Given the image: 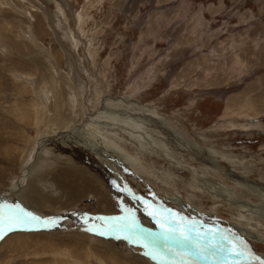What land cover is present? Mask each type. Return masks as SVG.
I'll return each mask as SVG.
<instances>
[{
	"label": "rangeland",
	"instance_id": "1",
	"mask_svg": "<svg viewBox=\"0 0 264 264\" xmlns=\"http://www.w3.org/2000/svg\"><path fill=\"white\" fill-rule=\"evenodd\" d=\"M63 135L94 142L96 156ZM104 136L120 154L106 156ZM81 177L94 187L66 183L71 203L55 178ZM36 178L69 205L37 214L19 201L48 226L6 230L0 264H115L102 242L184 264L190 245L153 236L148 212L166 209L206 234L201 244L212 229L264 260V0H0V205ZM126 210L143 233L88 231Z\"/></svg>",
	"mask_w": 264,
	"mask_h": 264
},
{
	"label": "snow or ice",
	"instance_id": "2",
	"mask_svg": "<svg viewBox=\"0 0 264 264\" xmlns=\"http://www.w3.org/2000/svg\"><path fill=\"white\" fill-rule=\"evenodd\" d=\"M6 207L7 211H5ZM126 211L128 212L127 216L120 218L124 223H107L104 225V231H99L97 229H88V231H97V234L101 236L113 233L131 232L133 230L138 233H143L145 230L136 226L135 217L132 215L131 211ZM164 212V215H161L157 211L148 212V215L155 220V223L161 230L159 233L153 234V236L155 239H162L165 242L168 240H176L182 245H190L191 251L187 256L177 253V255L181 256L184 264H196L198 260L211 259L213 255L218 253L244 256L251 264H264V260L253 255L242 240L236 243L228 236L219 234L212 229L208 230L212 232L211 237H208L206 242L201 244L200 241L206 234H201L199 230L194 229L193 225H189L183 218H178V214L172 212L170 209H166ZM41 223H43L44 226H48L47 221L42 222L40 217L25 210L19 204L15 206L0 205V239L3 238L6 230L11 231L13 228L39 225ZM194 231L195 236H193ZM116 238L119 239L120 236L117 235ZM124 238L131 239L129 236H125ZM135 242L139 243L140 241L136 240ZM144 246L147 247V245ZM167 251L172 252L173 249L168 248ZM145 254L151 255L153 260L158 259V254L154 251ZM226 258L225 256V259Z\"/></svg>",
	"mask_w": 264,
	"mask_h": 264
},
{
	"label": "bare ground",
	"instance_id": "3",
	"mask_svg": "<svg viewBox=\"0 0 264 264\" xmlns=\"http://www.w3.org/2000/svg\"><path fill=\"white\" fill-rule=\"evenodd\" d=\"M21 27V26H20ZM6 41V40H5ZM2 46V45H1ZM8 47V46H7ZM9 48V47H8ZM55 81L56 80H54V83H55ZM61 81V80H60ZM44 83V82H43ZM42 83V84H43ZM66 83V82H65ZM49 84V83H48ZM56 84V83H55ZM54 87H55V85H54ZM57 87H59V86H57ZM56 88V87H55ZM55 90V89H54ZM59 90V89H58ZM58 90H56V91H58ZM59 92V91H58ZM93 92V91H92ZM57 92H55V94H56ZM96 94V93H95ZM56 97V96H55ZM58 97V96H57ZM55 99H58V98H55ZM98 99V98H97ZM51 103V102H50ZM56 103V102H55ZM54 103V104H55ZM57 104V103H56ZM58 105V104H57ZM73 107V106H72ZM62 109V108H61ZM61 111V110H60ZM70 111V110H69ZM52 112H54V111H52ZM59 112V111H58ZM57 112V113H58ZM71 112H73L72 110H71ZM56 113V112H55ZM57 115V114H56ZM73 115V114H72ZM54 116H55V114H54ZM58 116L59 115H57V116H55V117H52L51 118V121L49 122V125H50V127H53L54 126V124H56V122L54 123V118H58ZM62 116V114H60V117ZM59 117V118H60ZM38 118H39V116H38ZM41 118V117H40ZM58 118V119H59ZM150 119V118H149ZM56 120V119H55ZM42 121V120H41ZM139 122V121H138ZM42 124V123H41ZM141 126V125H140ZM78 133V132H77ZM141 133V132H140ZM79 134V133H78ZM74 135V134H73ZM77 135V134H76ZM65 135H63L62 136V138L61 139H68L67 141H65L64 140V142H69V144H71V141H73L74 143H76V145H79L78 147L81 149V147L82 148H85V149H92V150H90V153H92V155L94 156H96V154H97V149H98V146H94L93 145V143L94 142H90V141H88V140H85L86 141V143L85 142H83V141H78V136L76 137V138H74L73 136H68V137H64ZM102 137V136H101ZM104 141L105 142H107L108 143V148H107V151L105 150V148H103V150H105L106 151V156L109 154V151L112 149V150H114V152L115 153H118V154H120L119 153V151H117L116 149H113L112 148V146L110 145V143L108 142V139H106V137L104 136ZM75 140V141H74ZM115 140V139H114ZM117 141H119V140H117ZM115 142H116V140H115ZM120 143H121V141H120ZM73 144V143H72ZM71 144V145H72ZM145 144V143H144ZM75 145V146H76ZM81 146V147H80ZM104 146V145H103ZM102 147V146H101ZM100 148V147H99ZM117 148V147H116ZM39 149V148H38ZM79 149V150H80ZM93 149H96L95 150V152H93ZM118 149V148H117ZM105 151H103V152H105ZM123 151V150H122ZM124 152V151H123ZM143 152V151H142ZM141 152V153H142ZM145 152V151H144ZM35 153V152H34ZM88 154V153H87ZM86 154V155H87ZM112 154V153H111ZM144 154V153H143ZM92 155H91V157H92ZM90 157V158H91ZM108 157V156H107ZM123 157V156H122ZM79 158V157H78ZM139 158H140V156H139ZM143 158V157H142ZM142 158H141V160H142ZM109 159H110V157H109ZM138 162V161H137ZM137 164H139V163H137ZM140 165V164H139ZM27 168V167H26ZM31 169V168H30ZM78 172V171H77ZM80 172V171H79ZM84 173V172H83ZM82 174V173H81ZM115 175V174H114ZM59 176V175H58ZM115 178H116V176H115ZM36 179H38V181H33L32 179H30L29 180V182H28V184H27V186H26V190L24 189V190H22V191H20L17 195H16V193L14 194L13 193V196L12 195H10V196H12V199H11V201H8L7 202V204H8V206H15V205H17V204H19L20 205V202H22V203H24V202H27V201H29V204L27 205V207H29L30 208V206H31V209L30 210H34L33 208H35L36 210H34V211H37V214H38V212H42L40 209H42V210H45V211H51L52 213H55V212H59L60 210H61V208H56L55 206L59 203V200H56V199H54V198H52V197H47V196H45V195H43L42 193V186L43 185H41L42 183H43V178H36ZM168 179V178H167ZM55 180L57 181V182H59L58 183V185H59V187H60V191L63 193V194H66L65 196H67V199H69L70 200V202L72 203L73 201H75V200H73L74 199V197L75 198H77L76 196H72L71 197V194L70 193H72V190L75 188V186L76 185H84L83 187H94V184H95V182L94 181H92L90 178L88 179H85V177H81V178H79V179H77V178H70L69 179V181H67V180H61V178H55ZM120 181H121V185H122V180H119L118 182L120 183ZM241 181V180H240ZM66 183H71L73 186H69L68 187V189L70 190V193L68 192V190L65 192V191H63V189H62V187L66 190V188H67V184ZM124 184V183H123ZM100 186V185H99ZM8 192V191H7ZM13 192V191H12ZM77 192V191H76ZM5 193V192H4ZM8 194V193H7ZM7 194H5V196L7 195ZM62 195V194H61ZM49 196H50V194H49ZM64 196V195H63ZM69 196V197H68ZM80 197V196H79ZM95 197H98V199L101 201V202H104L105 201V195L103 194L102 195V192H100V194H98V193H96V195H95ZM62 198V197H61ZM65 197H63L62 199H64ZM107 198V197H106ZM176 198V197H175ZM80 199V198H79ZM174 200V199H173ZM19 203H18V202ZM61 201V200H60ZM68 201V200H67ZM173 202V201H172ZM70 203V204H71ZM77 204V203H76ZM103 204V203H102ZM22 205L23 204H21L20 206L22 207ZM63 205H69V204H67V202H61L60 203V205L58 204V206H63ZM109 205H110V203H109ZM66 206H65V208H66ZM75 206V205H74ZM73 206V207H74ZM33 207V208H32ZM195 207V206H194ZM22 208H24L25 210H29V208H26V207H22ZM70 208V207H69ZM109 208V207H108ZM62 209H63V207H62ZM107 210H109V209H107ZM111 211V210H110ZM36 213V212H35ZM41 215V214H40ZM209 216V215H208ZM205 217V216H204ZM76 219V218H75ZM77 220V219H76ZM207 221V220H206ZM242 232V231H241ZM209 233V232H208ZM53 235H48V234H42V233H40V234H38L37 235V239L38 238H40V239H45V240H49L50 239V237H52ZM74 236V235H73ZM67 238V237H66ZM80 238V237H79ZM39 239V240H40ZM92 243H93V240H90ZM43 243L44 241H40L39 243ZM23 245H27V247L29 248L30 247V244H29V242L28 241H25V242H23L22 243ZM46 245V244H45ZM81 245V244H80ZM80 245H78V246H80ZM100 245H101V243H100ZM102 246L103 247H105L107 250H110L111 252H112V262H115V264H120V262L122 261V260H131L132 258H128L129 256H132L133 257V260H135L136 261V264H149L146 260H144L143 258H141V257H139V256H137V255H135V254H126L125 255V257L123 256V255H121L120 254V252L119 251H116V248L114 247V244H112V243H110V242H102ZM47 247H50V246H47ZM52 247V246H51ZM81 247H83L82 245H81ZM18 248V247H17ZM121 248V247H120ZM120 248L118 249V250H120ZM21 249H23V248H21ZM91 249V248H90ZM16 250H19V249H16ZM28 249H26V251H27ZM149 250H151V251H153V249H149ZM122 251H123V249H122ZM90 252V251H89ZM31 256V255H30ZM100 256H102V254L100 255ZM104 257H105V255H103ZM32 257V256H31ZM34 257L35 258H33V259H28V258H25V257H23L22 256V258H23V260H20V261H18V263L17 264H41V260H38L37 259V255H34ZM2 258V255H0V259ZM30 258V257H29ZM16 260V259H15ZM121 260V261H120ZM134 262V261H133ZM128 263H129V261H128ZM127 263V261L125 262V264H128Z\"/></svg>",
	"mask_w": 264,
	"mask_h": 264
},
{
	"label": "water",
	"instance_id": "4",
	"mask_svg": "<svg viewBox=\"0 0 264 264\" xmlns=\"http://www.w3.org/2000/svg\"><path fill=\"white\" fill-rule=\"evenodd\" d=\"M109 219H110V222H119L115 217H110Z\"/></svg>",
	"mask_w": 264,
	"mask_h": 264
}]
</instances>
